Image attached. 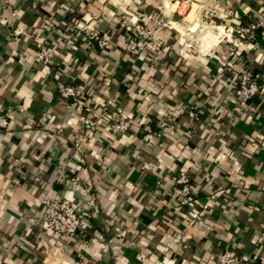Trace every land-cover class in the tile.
Wrapping results in <instances>:
<instances>
[{
    "label": "crops",
    "instance_id": "crops-1",
    "mask_svg": "<svg viewBox=\"0 0 264 264\" xmlns=\"http://www.w3.org/2000/svg\"><path fill=\"white\" fill-rule=\"evenodd\" d=\"M180 1L0 0V114L10 123L0 130V264H214L226 248L241 264H264V34L239 57L229 37L264 0H194L186 10ZM133 19L165 23L164 46L126 55ZM217 25L228 37L199 56L196 40ZM41 46L54 51L51 65L34 62ZM246 70L259 92L242 102L230 80ZM64 85L76 102L59 97ZM118 111L137 130H104L78 155L83 117ZM145 124L158 134L151 142ZM181 171L189 204L172 196ZM60 193L85 214L86 240L44 228L42 201Z\"/></svg>",
    "mask_w": 264,
    "mask_h": 264
},
{
    "label": "built area",
    "instance_id": "built-area-1",
    "mask_svg": "<svg viewBox=\"0 0 264 264\" xmlns=\"http://www.w3.org/2000/svg\"><path fill=\"white\" fill-rule=\"evenodd\" d=\"M194 0H182L178 7L183 10L189 8ZM208 18L210 14H207ZM165 23H158L157 27L148 29L145 24L137 19L131 20L126 25L125 43L123 52L131 58H140L145 53L152 49H159L164 46L165 41L156 34ZM221 26H214L216 33L212 35L211 29H207L206 33L199 37L194 48L196 53L201 57H206L211 54L212 50L217 45L228 37L225 28L220 29ZM235 34L234 44L236 51L234 57L240 56V50L244 46V42L252 39L256 32L264 34V7L255 20L250 22L245 27L236 28V30H229V37ZM189 37V36H188ZM90 41L96 43L101 50H108L110 43L106 37L99 36L97 33L89 35ZM190 39V37H189ZM192 39V38H191ZM34 62L37 65L47 66L55 61L54 51L44 46L39 47L34 53ZM232 73L230 84L233 86L234 95L242 102H247L256 96L259 92V86L256 78L253 77L249 70L240 74ZM59 97L64 101L76 102L79 96L77 88L73 85H64L58 89ZM190 118H194L193 112L189 113ZM10 126L9 118L6 114H0V130H7ZM140 128V127H139ZM143 141L151 142L158 134L151 128L149 124L142 127ZM104 130H110L114 134H126L129 131H136L137 127L133 122L127 120L119 111L116 113H92L86 115L81 121V126L77 131L75 137L72 139V146L75 152L79 155L84 152V149L92 144L95 138ZM139 130V129H138ZM172 196L185 203L189 204L193 195L194 189L191 184V179L186 171H181L173 178ZM93 200L90 201L92 205ZM43 211L41 214V221L44 228L48 230L53 237L57 239L75 240L80 238L84 240L86 236L87 224L85 214H82L79 208L71 199H68L64 193H60L55 197H47L42 201ZM242 255L230 248L224 249L214 260V264H241L244 260Z\"/></svg>",
    "mask_w": 264,
    "mask_h": 264
},
{
    "label": "trees",
    "instance_id": "trees-1",
    "mask_svg": "<svg viewBox=\"0 0 264 264\" xmlns=\"http://www.w3.org/2000/svg\"><path fill=\"white\" fill-rule=\"evenodd\" d=\"M208 14H210L209 12H208ZM256 33H259V32H256ZM244 72V71H243ZM238 73V72H237ZM240 73H242V72H239L238 74H240ZM250 73H251V75L253 76V77H255L256 78V82H257V84H259L260 82H259V80H258V78H257V76H256V72H255V70H251L250 71ZM257 96V95H256ZM255 97V96H254ZM253 97V98H254ZM251 100V99H250ZM250 100H248V101H250ZM247 101V102H248ZM56 188H58V187H56ZM87 239V236H85L84 237V240H86Z\"/></svg>",
    "mask_w": 264,
    "mask_h": 264
},
{
    "label": "rangeland",
    "instance_id": "rangeland-1",
    "mask_svg": "<svg viewBox=\"0 0 264 264\" xmlns=\"http://www.w3.org/2000/svg\"><path fill=\"white\" fill-rule=\"evenodd\" d=\"M212 31V30H211ZM213 35V34H212Z\"/></svg>",
    "mask_w": 264,
    "mask_h": 264
}]
</instances>
